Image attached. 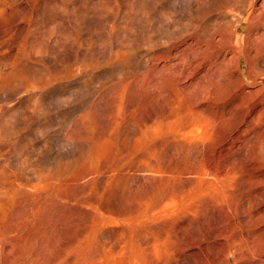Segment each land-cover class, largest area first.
Segmentation results:
<instances>
[{"label": "rangeland", "instance_id": "obj_1", "mask_svg": "<svg viewBox=\"0 0 264 264\" xmlns=\"http://www.w3.org/2000/svg\"><path fill=\"white\" fill-rule=\"evenodd\" d=\"M29 1L8 8L0 264H264L263 0L243 22L249 32L240 28V61L215 68L231 94L201 101L196 121L186 115L192 86L173 80L209 76L211 60L188 73L191 51H205L238 0ZM160 18L169 24L158 28ZM247 69L260 72L252 84Z\"/></svg>", "mask_w": 264, "mask_h": 264}, {"label": "bare ground", "instance_id": "obj_2", "mask_svg": "<svg viewBox=\"0 0 264 264\" xmlns=\"http://www.w3.org/2000/svg\"><path fill=\"white\" fill-rule=\"evenodd\" d=\"M9 1L10 0H0V88L2 89L0 94L8 88L9 82L12 80V77L10 74V68L8 67V57L6 55V46L10 44V42H8V40H9V35H8L9 34L8 33L9 32V18H8ZM36 1L37 0H30L29 6L34 8L36 6L35 5ZM238 1L239 2L237 5V10H238L237 14L233 13L231 15V13H225L212 26V34H211L210 38H208V40H207V43H206L207 47H206L205 51H203V52L200 51V53H198L199 49L195 50L194 48L191 51L192 55H195V58H194L195 63H193V65H191L188 73L190 75L195 74L197 72L198 68L200 67L201 63H203L204 61H207V60H211V62H212V64L210 62L211 67L207 68V71H209V70L211 71V73H209V76L207 77L206 75H208V74H206L205 80L198 79V81H196L197 79L195 81L185 79V81L183 80L182 83L178 79L173 80V82H175L176 86L177 85H182V86H185V85L189 86L190 85V86H192L191 90L190 91L188 90L186 92L187 93L186 96L188 97L187 98L188 101L186 104V115H189L195 121L198 120L199 117H201V111L204 110V107H203L201 101L214 100V99H226L231 94L229 91L227 92V90L228 89L230 90V88H231L229 83H227V82H229L227 79L228 77L223 72H219L220 68H217V69H215V68L217 66H220L223 68L225 58H227L229 60H237L238 62L240 61L241 50H240V47L237 45V40L239 37H241L240 28H241V31H244L246 29L247 32H249V30H250V27L244 26L243 22L247 19L248 13L252 10V6H253V3L255 2V0H248L251 2V4L248 3L247 5L244 3V1H247V0H238ZM263 2H264V0H263ZM182 3L187 5V6H190L193 3H196V1L195 0H173V2H172V4H174V5L175 4L176 5L182 4ZM196 5H197V3H196ZM19 10H20V12H24L23 7L22 8L19 7ZM160 21L161 22L158 23V25H157L158 28H160L162 26H167L169 24L167 18H165V19L160 18ZM228 24H230V26H231L230 28L226 27ZM223 25H224V27L222 28L221 26H223ZM232 40H235L234 44H232ZM8 52H9V50H8ZM255 53L258 54V53H260V51L256 49ZM234 54H236V56L233 58ZM15 62H16L15 66L19 67L21 65L22 61L20 59H17V57H15ZM230 70H231V68H230ZM251 71H252V73H251ZM253 72L255 73V75ZM258 74H260L259 71H255V70L251 69L250 73H249V69H247L246 73L243 74V78L245 79V82L252 84L256 80V76ZM146 75H147V73H145V75H143L144 76L143 80L147 79ZM249 75H251V78L253 79V81L248 79ZM186 76L187 75H185V78H186ZM239 84L241 85L240 82H239ZM125 88H126V86H121L119 93H118V96H117L116 110H115L114 115H113V117H114L113 122L115 125L118 124V121H119L118 118L122 117L124 114L123 98L125 95ZM176 90L178 92H181V89H179V88ZM259 90L260 89H256V91H259ZM176 93L171 92L170 95H175ZM245 94L247 95L248 93L245 92ZM243 95H244V93H243ZM149 103L150 102L147 101V105ZM246 109H248V108H246ZM253 114H254V112H253ZM145 129H146V134L148 132H151L150 129L146 126H145ZM116 150H117V144L115 142V135L113 132H111L110 135L107 136V138L104 140L103 151H102L103 158L102 159L103 160L106 159L107 161H113L112 159L115 160L116 153H117ZM51 189H52V186L48 187L42 191L36 190L35 194L37 196H39L45 191L50 192ZM1 205L3 208L4 203L0 201V206ZM41 210H42V208H41V205L39 203L34 204L33 215L35 218H37V216L41 212ZM38 218H39V216H38ZM260 260H262L261 257H258V256L253 257L252 256V257H250V260H248L247 262L242 263V264H258V262Z\"/></svg>", "mask_w": 264, "mask_h": 264}]
</instances>
